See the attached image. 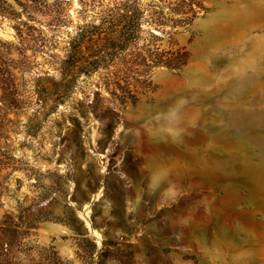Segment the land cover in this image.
<instances>
[{"label": "rangeland", "instance_id": "obj_1", "mask_svg": "<svg viewBox=\"0 0 264 264\" xmlns=\"http://www.w3.org/2000/svg\"><path fill=\"white\" fill-rule=\"evenodd\" d=\"M121 1L0 0L15 75L13 98L0 90V264H264V0H203L171 36L142 22L111 71L150 43L190 60L131 74L149 84L136 105L68 70L78 32Z\"/></svg>", "mask_w": 264, "mask_h": 264}, {"label": "trees", "instance_id": "obj_2", "mask_svg": "<svg viewBox=\"0 0 264 264\" xmlns=\"http://www.w3.org/2000/svg\"><path fill=\"white\" fill-rule=\"evenodd\" d=\"M138 1L123 0L115 3L99 12L98 24L82 28L72 40L70 48L74 55L80 57L79 62L83 65L79 68H68L69 73H72L70 75L77 77L81 73L91 75L99 72L102 85L110 90L116 99L123 104L130 102L133 105L139 102L140 95L149 90V84L131 74L144 76L154 67H165L178 72L186 67L190 60V53L176 42H170L165 49H150L149 46L154 45L150 43L145 46L137 68H134V65L125 68L123 76H119L118 71H111L110 67L115 59L130 49L128 47L136 39L141 23L146 21L164 34H175L178 28L191 25L205 9L203 0H157L155 6L158 10L154 9L144 16L145 11L139 8ZM166 27L169 28L168 31L165 30ZM17 35L23 40L22 31L18 28ZM150 38L154 41L160 39L153 33H150ZM5 54L0 48V90L3 92L2 98L9 101L14 96L15 75L12 66L6 61ZM102 72L105 73L104 76Z\"/></svg>", "mask_w": 264, "mask_h": 264}, {"label": "bare ground", "instance_id": "obj_3", "mask_svg": "<svg viewBox=\"0 0 264 264\" xmlns=\"http://www.w3.org/2000/svg\"><path fill=\"white\" fill-rule=\"evenodd\" d=\"M253 167H254V165H253ZM256 167V166H255Z\"/></svg>", "mask_w": 264, "mask_h": 264}]
</instances>
